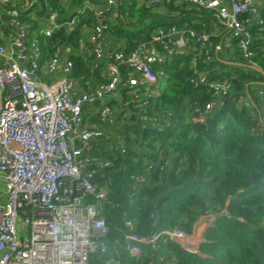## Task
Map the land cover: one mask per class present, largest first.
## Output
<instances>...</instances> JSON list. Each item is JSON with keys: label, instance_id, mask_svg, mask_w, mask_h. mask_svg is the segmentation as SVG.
I'll return each mask as SVG.
<instances>
[{"label": "trees", "instance_id": "obj_1", "mask_svg": "<svg viewBox=\"0 0 264 264\" xmlns=\"http://www.w3.org/2000/svg\"><path fill=\"white\" fill-rule=\"evenodd\" d=\"M134 3L128 13L117 2L102 11L106 31L123 41L116 51L124 55L140 44L159 48L152 41L156 29L166 32L173 24L182 26L168 12ZM186 3L180 13L200 14L205 20L215 13ZM154 4L172 8L165 0ZM39 7L41 14L49 7L56 9L58 21L65 22L58 0ZM16 8H21L20 2ZM0 17L7 32L11 27L1 10ZM22 20L30 22L24 14ZM97 23L98 17L89 8L77 25L62 26L47 40L41 37V62L60 48L72 62V77L87 92L109 81L97 63L95 46L83 39L82 28ZM257 27L254 39L249 37L253 55L244 57L237 50L232 63L223 62L214 46L207 52L210 61L205 59V50H182L163 65V75L157 74L154 83L133 89L127 87L130 69L123 62L117 64L120 83L109 104L118 123L112 137L93 148L94 154L110 161L96 177L100 184L107 177L111 180L102 206L108 226L102 241L107 249L93 253L88 264H107L117 255L133 264H156L154 255L159 264H264V97L258 95L264 89V24ZM186 28L205 33L192 25ZM204 29L209 31L207 25ZM109 60L114 63L113 56ZM204 72L205 80L200 82ZM46 75L43 78L50 80ZM224 79L229 88L214 96L208 83ZM208 103L212 107L207 109ZM92 120L100 124L97 115ZM110 144L117 147L108 149ZM202 215H213L214 220L206 227L196 253L163 237L155 249L144 246L134 258L124 249L129 232L149 235L178 228L191 235Z\"/></svg>", "mask_w": 264, "mask_h": 264}, {"label": "built area", "instance_id": "obj_2", "mask_svg": "<svg viewBox=\"0 0 264 264\" xmlns=\"http://www.w3.org/2000/svg\"><path fill=\"white\" fill-rule=\"evenodd\" d=\"M105 1L108 7L116 4V0ZM186 1L198 9L215 11L228 29L226 44L235 42L244 57L253 55L242 18L256 12L254 0ZM18 2L27 9H40V4L49 7V0H0L5 5L0 10L11 27L4 31L5 22L0 17V264H88L93 253L107 249L102 241L108 233L102 206L111 180L107 177L100 184L96 177L110 161L94 154L93 148L100 140L112 137L118 122L109 104L120 83L117 64L123 62L130 69L127 87L133 89L154 83L175 52L191 49L207 53L211 44L208 35L187 26L173 24L166 32L158 28L152 41L159 48L140 44L125 55L114 52V63L107 67L108 83L87 92L79 89L72 77V62L60 48L41 62V37L47 40L62 26L77 25L90 8L88 0L81 1L65 23H60L58 11L49 7L35 33L23 22L24 11L16 8ZM93 13L98 23L91 27L87 41L95 46L98 57L96 43L108 26L102 22V12ZM258 24H264V19ZM205 59L210 61L211 56L207 53ZM45 74L52 80L44 79ZM205 75L200 76V82ZM208 86L214 96H220L230 83L224 79ZM258 95L264 97V89ZM211 107L212 103L206 105ZM90 108L96 109L100 124H91L86 118ZM114 147L117 145L110 144L108 149ZM161 237L186 251L198 252L199 242L178 228L149 235L129 232L124 249L138 256L143 246L155 249Z\"/></svg>", "mask_w": 264, "mask_h": 264}, {"label": "crops", "instance_id": "obj_3", "mask_svg": "<svg viewBox=\"0 0 264 264\" xmlns=\"http://www.w3.org/2000/svg\"><path fill=\"white\" fill-rule=\"evenodd\" d=\"M83 0H80V2ZM132 1H135V6L136 7H140L145 5L146 7H155L153 8V10L155 11L156 8H158L157 10L163 13L168 12L170 15L174 16L177 18V20H179L178 22H182V26L186 27L188 25H192L193 27H197L199 31H204L209 37H211V39L209 40L210 44H211V49L215 48V54L219 55L222 59L223 62L225 63H232V59H234V57L236 55H238L237 50L239 51V53L241 54L239 48L237 46H235V48L233 47V44L227 45L226 44V37L229 35V33H224L225 30V26L224 24L219 20V18L217 17L216 13H211L209 19L205 20L203 19L200 14H187V13H180V10L183 5L188 4L186 3V0H165L166 2H171V6L172 8H163L161 6H158L156 4H154L152 2V0H116L117 4H121L122 5V11L126 12L128 6L130 4H132ZM79 0H58V8H61L62 13V20L61 21H65L67 22L68 20H70L71 16L74 13V10L76 8V5L79 4L78 3ZM88 2L90 3V8L97 14L101 13L104 9L107 8V3L105 0H88ZM255 6H256V12L252 15H246L247 17H245V19L243 20V26H244V30L248 32V35L250 37V40H253V33L257 32L258 29V22L260 20V18L264 19V0H254ZM60 6V7H59ZM158 6V7H157ZM22 11H24V15L26 17V19H29L30 22L29 24L31 26H33L32 28V32L35 33L36 29L41 26V24L44 22V18H45V14H41L39 12L40 9H36V8H24L21 6L20 8ZM128 13V12H126ZM100 15V14H99ZM65 17V18H64ZM98 17V16H97ZM32 21H35V24L32 25ZM64 22V23H65ZM204 25L208 26V32L205 31L204 29ZM177 27H181L180 25H178ZM91 31V26H84L82 28V33H83V39L85 42L87 41V37H88V33H90ZM199 33V32H198ZM177 36V35H176ZM123 43L122 40H120V38H118L117 36L111 35L109 34L108 31H106L103 35V37H101L98 42L96 43V47L100 50V56H96V60L97 63L101 65V72L103 74H107V67L108 65L111 63L110 62V57L113 56L114 52H116V49L120 46V44ZM236 45V44H235ZM189 46L192 47L193 43L190 41L189 42ZM183 52V51H181ZM91 53V51H88V55ZM47 78H49L50 80H52V78L48 75H46ZM58 77L61 76V74L57 75ZM80 90L82 89L81 84L78 85ZM117 95H115L116 97ZM263 105L261 107V112L263 115V119H264V99L262 100ZM95 110L96 109H88V116L86 118H88V121L91 124H96V121H93L92 118L94 116H96L95 114ZM214 220L213 215H202L200 216V218L195 222L194 224V229H193V233L191 234L192 238L196 241L199 242L204 234V231L206 229V227ZM144 247V246H143ZM142 247V248H143ZM126 251V250H125ZM127 252V251H126ZM128 256L130 255L127 252ZM134 258V257H132ZM154 258L156 259V264H159L158 261H160L159 259H157V255H154ZM111 264H133L131 260H128V258H125V260L120 259V257L117 255V257H112L109 259ZM108 261V262H109Z\"/></svg>", "mask_w": 264, "mask_h": 264}, {"label": "water", "instance_id": "obj_4", "mask_svg": "<svg viewBox=\"0 0 264 264\" xmlns=\"http://www.w3.org/2000/svg\"><path fill=\"white\" fill-rule=\"evenodd\" d=\"M66 59H67V57L64 58V60H66ZM252 67H254L255 69H257V70H259V71L262 72V70H261L260 68H258V67H256V66H252Z\"/></svg>", "mask_w": 264, "mask_h": 264}, {"label": "rangeland", "instance_id": "obj_5", "mask_svg": "<svg viewBox=\"0 0 264 264\" xmlns=\"http://www.w3.org/2000/svg\"><path fill=\"white\" fill-rule=\"evenodd\" d=\"M118 123V122H117ZM112 132L115 133V128L112 129Z\"/></svg>", "mask_w": 264, "mask_h": 264}]
</instances>
